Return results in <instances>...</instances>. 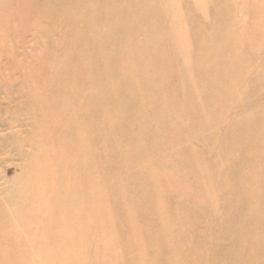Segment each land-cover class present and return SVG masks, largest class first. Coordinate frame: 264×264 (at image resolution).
<instances>
[{"label":"rangeland","instance_id":"374dc122","mask_svg":"<svg viewBox=\"0 0 264 264\" xmlns=\"http://www.w3.org/2000/svg\"><path fill=\"white\" fill-rule=\"evenodd\" d=\"M117 1L0 0V263L76 264L44 232L80 201L101 264H250L229 229L264 231V0Z\"/></svg>","mask_w":264,"mask_h":264},{"label":"bare ground","instance_id":"6f19581e","mask_svg":"<svg viewBox=\"0 0 264 264\" xmlns=\"http://www.w3.org/2000/svg\"><path fill=\"white\" fill-rule=\"evenodd\" d=\"M59 1H62V4H66V0H59ZM145 4H146L147 9L149 11H152L154 7H157V0H145ZM124 8H125V3L122 0H118L116 4H114V5L111 4V8H109V9L115 11L116 14H119L120 12H122L124 10ZM189 11H192V8H190ZM74 15H71V16H74ZM114 21L119 25L123 22V20L121 18H119L118 15L114 16ZM179 23L181 26H185V27L189 25L187 22L182 23L181 20ZM156 40H157V42H159L158 39H156ZM174 43H175V47H176L175 50H178V51L184 50L185 45L183 42L174 41ZM122 62H125V59L122 60ZM106 67H107V65L105 64L104 68H106ZM168 67H169L168 63L161 61L160 69L158 67L159 72H158L157 76L155 78L150 79L151 83H156L158 81L156 88L161 86L160 82H161L162 78L166 75ZM128 68H130V65L125 64L122 69H123V71L126 72L129 70ZM161 71L163 72L164 76L160 77L158 80L157 77L160 76ZM205 75L208 76L209 74L206 72ZM138 81H139V84H140V82H142L143 84L148 83L147 78L145 76L142 77L141 80L138 78ZM85 86H87V85H85ZM127 87L128 86H125L126 92H127ZM85 88L83 89V92L78 93L77 98H76L77 102L75 103V105H77L78 108L84 110L88 114L90 112V108H91L90 104L92 103V101L90 102V99L93 98L94 92H91L90 90L85 89ZM62 91H64V93H68L69 91L71 93H72V91L74 92L73 86H72L70 81L68 82V87H66L64 85ZM64 103H65V101L62 100V105H64ZM116 103L118 104V106H120L118 101H116ZM95 105L97 108L96 103H95ZM114 106H113V108H114ZM102 108L104 109L103 106H102ZM106 112L108 115L110 114L111 116H113V115L115 116L112 120L113 126L108 127V129L110 131H116V125H117V123H119V131H121L122 136H124L125 133L120 126L121 123L125 124L122 116L120 115L121 112L119 111V112L113 113V109L110 111H106ZM60 114H62L61 118L66 116L65 114L62 113V111ZM61 118H60V120H61ZM60 120H58L59 122H56V125L59 126L58 131L61 134H67L68 131L63 127L62 121H60ZM140 131L141 130L139 128L136 129V133H140ZM142 131H143V129H142ZM256 131L259 134L264 133V130L262 128H258V129H256ZM136 143L138 145H140V139H138L136 141ZM77 154H78V156L83 155V149L81 147L78 148ZM85 159L88 161L86 155H85ZM83 166L81 164L80 168H78V171L82 170ZM137 182H141V181L137 180ZM63 183H66V182H63ZM144 183H147V182L143 181V183H140L139 184L140 186L138 187L139 189H141L142 194H143V189L148 185V184H144ZM75 186H73L71 189H69L68 192L73 193L75 191ZM141 198L142 197H139V200H141ZM234 199L237 201V202L236 201L235 202L238 205L243 204L242 202H240V200L238 201V198L234 197ZM78 202H80V201H78ZM78 202H76L75 204H72L69 207L67 206L64 208V215L62 216V220L58 224L56 223V228L54 230H49V232H48V230H46V231L44 230L45 232L43 231L45 235L48 233L51 236V237H49L46 235L47 241L45 242L44 246H46L45 248H48L54 254H65L67 251H71L70 254H75L73 260L76 264H86V262H87V264H101L98 252L100 250H104L107 247L109 249H112L113 251H115L117 248H115L113 244H110V245L105 244L102 241L103 240L102 237H99V239L97 238V240L95 238L96 241L94 240V241H92L93 242L92 243L91 240L88 239L89 237L87 234L90 232V230L88 232V229L95 227L96 224H100L104 227L107 226L106 222L108 219L104 214L101 213L102 209L97 208L98 206L87 207L88 209L85 210L84 208H82L80 206V204ZM118 217H120V216L118 215ZM60 219L61 218H58L57 221H59ZM236 223L234 224L233 228L229 229V231L236 232L237 234L238 233L239 234L240 233L245 234V243L244 244H247L246 246L250 249V252L252 253V255L254 257L253 261L251 260V258L248 257V260L251 262L250 264H264V231L249 230L248 228L244 227L243 225H240V223H238V221ZM84 229H86L85 232H84ZM114 235L118 236L119 232H117V233L114 232L113 236ZM96 237H98V236H96ZM177 237H178V235H177ZM45 248H43L44 251H46ZM85 248L88 249L90 251V253L85 254V252H84ZM7 264H9V262H7Z\"/></svg>","mask_w":264,"mask_h":264}]
</instances>
